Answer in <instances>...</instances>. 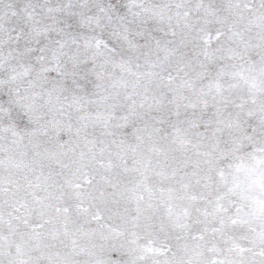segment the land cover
I'll list each match as a JSON object with an SVG mask.
<instances>
[{"label":"snow or ice","instance_id":"6c2138e0","mask_svg":"<svg viewBox=\"0 0 264 264\" xmlns=\"http://www.w3.org/2000/svg\"><path fill=\"white\" fill-rule=\"evenodd\" d=\"M0 264H264V0H0Z\"/></svg>","mask_w":264,"mask_h":264}]
</instances>
